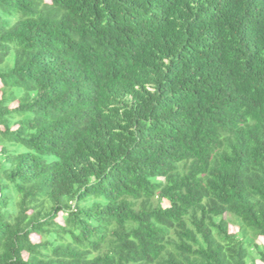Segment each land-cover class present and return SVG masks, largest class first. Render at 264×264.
I'll list each match as a JSON object with an SVG mask.
<instances>
[{
	"label": "trees",
	"instance_id": "trees-1",
	"mask_svg": "<svg viewBox=\"0 0 264 264\" xmlns=\"http://www.w3.org/2000/svg\"><path fill=\"white\" fill-rule=\"evenodd\" d=\"M260 237L264 0H0V264H264Z\"/></svg>",
	"mask_w": 264,
	"mask_h": 264
},
{
	"label": "rangeland",
	"instance_id": "rangeland-1",
	"mask_svg": "<svg viewBox=\"0 0 264 264\" xmlns=\"http://www.w3.org/2000/svg\"><path fill=\"white\" fill-rule=\"evenodd\" d=\"M14 104H15V103H13L12 106H13ZM162 205H163V206H168V205H169V202H168L167 200H163ZM59 220H60V218H59ZM230 230L233 231V232H235V231L237 230V227L234 226V225H231V226H230ZM31 237H32V239H33L34 241H37V240H38V236L35 235V234H32ZM257 241L260 242V243H263V244H264V239H262L261 237H260L259 239H257ZM258 264H261V263L258 261Z\"/></svg>",
	"mask_w": 264,
	"mask_h": 264
}]
</instances>
